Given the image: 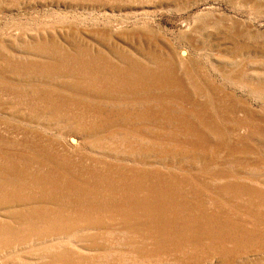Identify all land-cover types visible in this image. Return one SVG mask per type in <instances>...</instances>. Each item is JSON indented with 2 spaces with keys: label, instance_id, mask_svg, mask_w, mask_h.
<instances>
[{
  "label": "rangeland",
  "instance_id": "1",
  "mask_svg": "<svg viewBox=\"0 0 264 264\" xmlns=\"http://www.w3.org/2000/svg\"><path fill=\"white\" fill-rule=\"evenodd\" d=\"M0 182V264H264V0H0Z\"/></svg>",
  "mask_w": 264,
  "mask_h": 264
},
{
  "label": "bare ground",
  "instance_id": "2",
  "mask_svg": "<svg viewBox=\"0 0 264 264\" xmlns=\"http://www.w3.org/2000/svg\"><path fill=\"white\" fill-rule=\"evenodd\" d=\"M184 54H185V53H184ZM187 55H188V54H187ZM184 56L186 57V55H184ZM75 143H76V142H75ZM77 145H78V144H77ZM42 149H43V148H42ZM64 160L70 162L68 159H65V158H64ZM21 176H22L25 180H27V178H25V175H24V174H22ZM33 177H34V176H33ZM20 178H21V177H20ZM28 178H29V177H28ZM40 180H41V179H40ZM33 181L38 182V180H34V179H33ZM48 181H49V182L51 181V182H52L51 184L54 185V187H57V189L59 188V186H60V187H63V185H64V183H65V182H63V181H60L59 178L48 179ZM41 182H42V181H41ZM33 184H34V183H33ZM40 184H41V183H40ZM4 185H5V184H4L3 182H0V189L3 188ZM43 185H44V183H43ZM61 193H62V192H61ZM59 195H60L59 197L61 198L60 200H64L65 203H67V200H66V199H69V198H68V197H67V198L65 197V199H63V198H62V197H63L62 194L59 193ZM0 197H1V198H6V197H7L8 199L11 198L9 192H8V191H5V190L3 191V195H1ZM38 215H39V218H40V217H46V216L51 217L50 214H49V212H47L45 209H43V210H39V211H38ZM200 236H201V235H200ZM0 248H1V247H0Z\"/></svg>",
  "mask_w": 264,
  "mask_h": 264
}]
</instances>
